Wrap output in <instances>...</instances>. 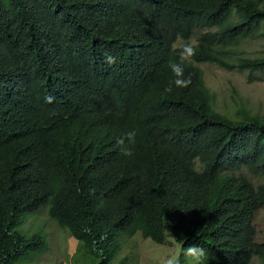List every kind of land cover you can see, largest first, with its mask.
<instances>
[{"label":"trees","instance_id":"1","mask_svg":"<svg viewBox=\"0 0 264 264\" xmlns=\"http://www.w3.org/2000/svg\"><path fill=\"white\" fill-rule=\"evenodd\" d=\"M258 38L264 0H0V264L48 248L15 231L41 207L97 264L136 234L264 264V184L241 175L264 177V117L217 112L193 65L263 73L239 52Z\"/></svg>","mask_w":264,"mask_h":264},{"label":"rangeland","instance_id":"2","mask_svg":"<svg viewBox=\"0 0 264 264\" xmlns=\"http://www.w3.org/2000/svg\"><path fill=\"white\" fill-rule=\"evenodd\" d=\"M200 32H195L187 41H178L175 48L194 46ZM239 52L247 57L264 56V38L244 42ZM191 62L188 56L184 58ZM204 75L208 89L214 95L215 110L229 116L235 115V110L244 109L253 115L264 117V72L252 73L238 70H224L211 63L197 64ZM254 186L264 184V177H256L241 172ZM42 208V209H41ZM37 213L28 214L22 223L16 226L15 231L23 235L34 233L45 234L48 248L38 254L31 253L25 264H97L86 253L81 243L72 238L66 230L59 229L56 223L47 215V207H41ZM45 208V209H43ZM253 228L255 242L264 241V208L255 213ZM171 240V235H168ZM120 251L110 264H166L169 258H176L178 264H196L195 256L182 252L178 245H156L148 239H143L139 234L132 238H118ZM172 241V240H171ZM22 262V261H21ZM11 264H21L13 261ZM251 264H262L256 257Z\"/></svg>","mask_w":264,"mask_h":264},{"label":"clouds","instance_id":"3","mask_svg":"<svg viewBox=\"0 0 264 264\" xmlns=\"http://www.w3.org/2000/svg\"><path fill=\"white\" fill-rule=\"evenodd\" d=\"M175 48V47H174ZM195 53V49L191 46H184L178 53V55L183 59L186 56H192ZM170 68L172 72L178 77L174 81L177 86L186 85V81L180 79L183 76V67L180 63H170ZM129 141L134 139L135 133L130 132L127 134ZM118 143H123V141H118ZM26 216V215H25ZM24 219V218H23ZM59 228V227H58ZM60 229V228H59ZM187 255L195 256L196 264H203L204 260L207 258V252L203 248H199L198 246L192 245L189 246L186 250ZM166 264H178L176 258H169L166 260Z\"/></svg>","mask_w":264,"mask_h":264}]
</instances>
